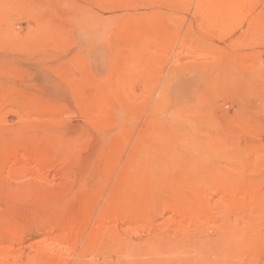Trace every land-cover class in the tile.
<instances>
[{
    "label": "rangeland",
    "instance_id": "1",
    "mask_svg": "<svg viewBox=\"0 0 264 264\" xmlns=\"http://www.w3.org/2000/svg\"><path fill=\"white\" fill-rule=\"evenodd\" d=\"M215 1L0 0V264H264V0Z\"/></svg>",
    "mask_w": 264,
    "mask_h": 264
},
{
    "label": "bare ground",
    "instance_id": "2",
    "mask_svg": "<svg viewBox=\"0 0 264 264\" xmlns=\"http://www.w3.org/2000/svg\"><path fill=\"white\" fill-rule=\"evenodd\" d=\"M218 2L220 3V0L215 1L214 4L218 5L219 4ZM238 8L239 7L237 6L236 3L233 2V0H224V4L221 5L217 11L219 21H221L225 17L230 16V14L231 15L235 14V16H236V13L238 12ZM236 18H237V16H236ZM214 30L218 31L217 33L222 32V29L218 25L216 26V28Z\"/></svg>",
    "mask_w": 264,
    "mask_h": 264
}]
</instances>
